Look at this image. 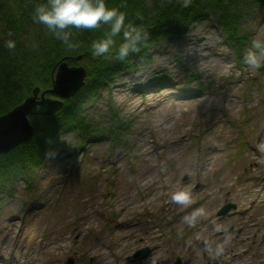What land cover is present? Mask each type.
Returning <instances> with one entry per match:
<instances>
[{"label": "rangeland", "instance_id": "1", "mask_svg": "<svg viewBox=\"0 0 264 264\" xmlns=\"http://www.w3.org/2000/svg\"><path fill=\"white\" fill-rule=\"evenodd\" d=\"M243 3L240 30L264 40V3ZM216 19L161 36L82 102L92 129L119 123L121 146L66 129L1 182L0 264H264V62L244 63L250 44L235 56ZM185 188L191 206L170 201Z\"/></svg>", "mask_w": 264, "mask_h": 264}, {"label": "trees", "instance_id": "2", "mask_svg": "<svg viewBox=\"0 0 264 264\" xmlns=\"http://www.w3.org/2000/svg\"><path fill=\"white\" fill-rule=\"evenodd\" d=\"M257 1L264 3V0ZM39 3H46V0H0V115L29 96L33 88H49L55 69L63 59L72 65L83 64L87 70L86 79L83 87L74 96L64 99L62 107L53 114L30 116V120L36 119L31 139L0 155V188L2 181L10 182L13 177L25 175L30 168L43 162L48 145L66 129L76 131L81 144L99 132L113 146H121L124 129L119 123L92 129L80 113L81 104L114 75L134 66L135 61H148L150 46L161 36L179 33L193 22L214 14L224 43L235 56L251 42L239 28L247 12L243 0H189L186 6L184 0H105L106 7L125 13V24L139 26L149 35L140 51L129 53L123 61L115 58L122 33L114 37L115 43L109 53L93 57L91 42L102 38L107 26L96 29L69 26L70 39L78 47L68 49L45 25L33 21V10ZM9 39L15 42L14 48L5 46ZM78 55L81 56L79 61L74 59Z\"/></svg>", "mask_w": 264, "mask_h": 264}, {"label": "clouds", "instance_id": "3", "mask_svg": "<svg viewBox=\"0 0 264 264\" xmlns=\"http://www.w3.org/2000/svg\"><path fill=\"white\" fill-rule=\"evenodd\" d=\"M189 0H184L185 6ZM32 19L47 27L48 31L68 49L78 47L70 37L72 33L67 29L69 26L77 29H96L101 25L107 26L102 38L91 42V55L98 57L109 53L114 45V37L122 33V42L115 50V58L123 61L129 53L139 52L146 44L148 32L143 28L125 24V13L117 8L106 7L105 0H46V3H39L34 7ZM11 35V32L8 33ZM5 46L9 49L15 47V42L11 39L5 41ZM244 63L254 68H258L264 62V40L253 38L250 47L243 56ZM264 147V145H262ZM170 201L178 204H185L190 201L188 189H181L172 192ZM198 209L192 213L194 219L196 215L202 213ZM188 220V217H185ZM191 222V221H189ZM223 250L222 245H217L216 254Z\"/></svg>", "mask_w": 264, "mask_h": 264}, {"label": "water", "instance_id": "4", "mask_svg": "<svg viewBox=\"0 0 264 264\" xmlns=\"http://www.w3.org/2000/svg\"><path fill=\"white\" fill-rule=\"evenodd\" d=\"M79 61L81 56L74 57ZM86 68L82 64L70 65L66 59L61 60L54 72L49 88H33L24 100L0 115V155L26 143L34 134V126L29 121L31 115H51L63 105V100L74 96L84 85ZM53 94L55 97H49ZM232 205H225L219 214L225 213ZM149 248H142L136 256L148 254ZM68 259L64 264H71ZM176 264H180L177 258Z\"/></svg>", "mask_w": 264, "mask_h": 264}, {"label": "bare ground", "instance_id": "5", "mask_svg": "<svg viewBox=\"0 0 264 264\" xmlns=\"http://www.w3.org/2000/svg\"><path fill=\"white\" fill-rule=\"evenodd\" d=\"M205 45L206 46H208V47H210L211 45L209 44V43H207V42H205L204 43V47H205ZM223 148V147H222ZM221 148H219V147H214V148H212V150L213 151H215V152H218L219 150H220ZM263 149V147L261 146L260 148H259V150H262ZM212 159H213V157H212ZM249 176V175H248ZM160 182V181H159ZM161 185H164V184H161ZM229 186L228 187H231L232 185L231 184H228ZM255 190H250L248 193L247 192H245V188L244 187H241L240 186V188L239 189H235V191H234V193L235 194H237V195H243V193H245L246 195H244L245 197L244 198H242L243 200H245L246 201V203H252L253 204V206H254V204H256V203H260L262 200H263V198H264V192L262 193V194H258V196H260L261 197V199L262 200H260V199H257V197H255ZM228 193H229V191H228ZM232 197H234V195H232ZM240 200H241V198H240ZM190 202V201H189ZM185 203V206L186 205H188V206H191L192 204L191 203ZM241 202V201H240ZM242 204V203H241ZM187 206V207H188ZM241 206V205H240ZM242 207V206H241ZM240 209V207H238L237 206V209ZM248 208L249 209H251V205H249L248 206ZM12 261H14V259H12ZM14 264H16V262L14 261Z\"/></svg>", "mask_w": 264, "mask_h": 264}]
</instances>
